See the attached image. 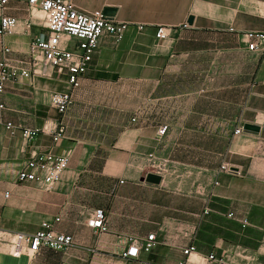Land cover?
<instances>
[{"label": "crops", "instance_id": "0c3cea01", "mask_svg": "<svg viewBox=\"0 0 264 264\" xmlns=\"http://www.w3.org/2000/svg\"><path fill=\"white\" fill-rule=\"evenodd\" d=\"M72 3L82 12L115 8L113 21L130 26L118 43L99 38L64 114L49 103L67 89L66 74L54 70L11 81L0 94V231L32 234L45 221L73 243L32 258L0 251V264H176L190 245L212 254L211 264H264V49L247 47L248 34L264 33V0ZM0 15L20 22L0 36V60L7 48L8 59L25 62L30 41L46 34L41 13L7 0ZM158 27L168 30L164 40L155 38ZM52 122L62 137L45 132L27 145L4 127ZM245 124L259 131L235 134ZM32 152H70L48 191L18 181ZM149 154L170 162L159 186L142 180ZM94 209L106 214L104 233L86 224ZM152 234L150 252L122 258L129 238Z\"/></svg>", "mask_w": 264, "mask_h": 264}, {"label": "built area", "instance_id": "2783aa9c", "mask_svg": "<svg viewBox=\"0 0 264 264\" xmlns=\"http://www.w3.org/2000/svg\"><path fill=\"white\" fill-rule=\"evenodd\" d=\"M24 1L28 10H37L41 13L46 34L30 41L28 58L25 62L11 61L5 56L9 50L3 49L4 57L0 60V94L5 91L11 81L32 76H48L49 70H54L60 74H66L67 89L64 92L50 94L49 103L60 114H64L72 103V89L77 85L79 77L87 70L96 53L99 38L108 35L115 43H118L130 25L109 20L100 10L79 11L74 7L72 0ZM6 4L7 0H0V11ZM28 25L23 24L24 27ZM134 27L137 31L143 29V26L139 24ZM19 28L20 22L16 18L0 15V36L14 34ZM167 36V28H156V40H164ZM247 38L249 51L259 52L264 49V33L248 34ZM1 108L2 105H0ZM4 127L10 136L20 132L24 145L45 132L49 133L53 140L62 137L64 133V128L59 122H52L42 128H22L12 123H6ZM165 130L166 127L159 128L157 135L163 136ZM242 131L243 128L239 127L235 130V134H240ZM69 159L70 152L63 155L32 152L30 159L18 172V181L33 182L39 188L48 191L59 181L61 174L68 167ZM146 160V174L159 175L163 180L171 171L168 160L157 158L152 154H149ZM220 171L230 172L226 165L221 166ZM4 197L7 198L8 193ZM231 216L230 214L229 217ZM54 221L58 222L59 219L56 218ZM241 223L242 227L248 224L246 220H242ZM86 224L97 234L106 232L105 212L102 209L92 210ZM72 243L71 236L55 232L52 229V223L45 221L40 224V229L32 234L0 231V251L14 258L21 256L32 258L44 248L66 252ZM155 245L154 234L145 239L129 238L128 247L121 256L126 260L138 259L141 252L148 253ZM191 256H195V259L191 260ZM214 261L215 257L212 254L197 255L195 247L190 245L182 250V259L176 264H211Z\"/></svg>", "mask_w": 264, "mask_h": 264}, {"label": "water", "instance_id": "95a60500", "mask_svg": "<svg viewBox=\"0 0 264 264\" xmlns=\"http://www.w3.org/2000/svg\"><path fill=\"white\" fill-rule=\"evenodd\" d=\"M102 15L106 17L109 20H113L114 16L116 14V9L115 8H110V7H105L102 9ZM193 21L192 17H189L187 24L191 25ZM243 131L245 132H250V133H257L259 131V127L250 125V124H245L243 125ZM231 172H236V169L230 168ZM145 183L154 185V186H159L162 182V177L153 173H147L145 174L144 178L142 179Z\"/></svg>", "mask_w": 264, "mask_h": 264}]
</instances>
